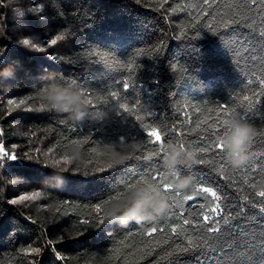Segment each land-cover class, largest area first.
<instances>
[{
  "label": "trees",
  "instance_id": "16d2710c",
  "mask_svg": "<svg viewBox=\"0 0 264 264\" xmlns=\"http://www.w3.org/2000/svg\"><path fill=\"white\" fill-rule=\"evenodd\" d=\"M209 2L0 0V264H219L214 252L197 247L208 235L203 216L211 220L215 207L210 194L191 187L170 193L173 208L152 222L121 225L109 217L127 185L165 174L153 126L167 125L172 140L182 133L194 151L221 140L220 122L233 114L264 126V39L257 34L264 10L245 9L224 30L222 17L232 20L226 5L239 0ZM58 35L64 39L51 45ZM26 37L48 47L26 48ZM55 86L79 92V113L52 110ZM40 143L59 161L42 158ZM221 155L208 153L206 163L181 173L224 193L226 213L238 212L245 197L249 204L264 199V141L239 171L217 168ZM23 193L33 198L19 200ZM246 226L264 233L250 215ZM153 227L164 231L154 233L156 251L148 256L144 234Z\"/></svg>",
  "mask_w": 264,
  "mask_h": 264
},
{
  "label": "snow or ice",
  "instance_id": "6c2138e0",
  "mask_svg": "<svg viewBox=\"0 0 264 264\" xmlns=\"http://www.w3.org/2000/svg\"><path fill=\"white\" fill-rule=\"evenodd\" d=\"M203 3L208 7H212V4L209 2V0H203ZM257 4L261 5L262 10H264V0H239V2L237 3L226 5L228 13L232 17V20L231 23H229L227 20H223L222 17L224 30L230 29L231 24L238 23L239 18L243 17L245 9L250 11ZM32 11H38V9L33 7ZM210 27H212L213 34L218 35L216 29L213 26ZM257 34L260 38L264 39V26L260 27ZM62 39H64V37L58 35L55 39H52L50 41V44L55 45L58 43V41ZM22 45L26 48L42 52L48 47V42H44L40 46H38L37 42H35L29 37H26L23 39ZM157 51L159 52L160 49H157ZM258 84L261 86L260 94L264 95V76L260 77ZM123 87L125 88V85H123ZM110 94L113 98L121 95L120 93L115 91H112ZM84 102L89 103V99L85 97ZM10 103L14 104L15 102L10 101ZM113 106L119 110L120 108H123V103L117 101V103ZM125 111L130 112L131 109L127 108ZM224 111H227V109H224ZM251 111L252 109L249 108V112ZM262 115H264V110H262ZM239 117L247 123L254 125L255 134L247 148L248 152L254 153L257 150L258 142L264 141V126L257 124V121L251 116L246 117V114L241 113L239 114ZM213 123H216V121H213ZM227 125L228 120L220 122L219 126L224 128L223 133H221L220 135L227 134ZM171 131L172 129H170L167 125L163 124L153 126L150 129L149 136L154 137L153 142L158 144V148L157 150H155L154 155L159 156L161 153H163L164 149L162 145L168 140H172V138H169V133ZM182 135V133H177L174 137V140L178 144L185 145L184 140L181 139ZM213 135H216V133L214 132ZM188 146L192 147L190 144ZM224 147L225 144L222 140H212V143L208 147L196 149L195 152L197 155V164L206 163L205 156L208 153H212L213 157L221 155L224 152ZM3 155L4 158L14 162V164H25L23 160L18 161L15 155H10L7 152H4ZM117 163H119V161H117ZM257 163H259L258 160ZM227 166V162L223 160L221 155V160L216 164V167L219 168L221 171H224L226 170ZM246 167H248L250 171H256V169L252 167L250 162L246 165ZM239 170L240 168L236 169V171ZM164 179H166V175L160 174L158 177L151 178V180L147 182V184L155 185L156 187L160 188L161 191L167 194L169 200L168 210L165 213V215H167L168 211H170L174 206L172 202V197L169 194L171 193L175 196H180L181 194L180 192L172 189L168 184H161L159 182L160 180ZM141 185H127L125 190L121 193V196L125 198L132 187ZM252 186L254 187L255 184H253ZM191 188L194 191H197L198 193L203 192L206 194H210V196L214 198L213 204L215 205V207L210 210L212 214L211 220H209L208 215L203 216V220L208 221L206 227V232L208 235L207 238H201V241L197 245V247L200 249L206 248L207 250L214 252L216 254V260L219 261V264H264V233H262L261 235H257L255 232L252 231L251 227L246 226L249 215L255 217L258 224H264V199L259 201V203L249 204L248 198L245 197L244 203L240 206V210L238 212H236L235 214H233L232 212L226 213L224 209L220 208V201L225 198L224 193H220L213 187L203 186L202 184L192 185ZM35 195L38 196L39 193ZM259 195L261 197H264V191H260ZM31 198L33 197L21 196L19 197V200L23 201ZM183 198L187 200H192L193 196L187 195ZM11 203L16 204L17 200L14 199L11 201ZM250 208L256 209V212H249ZM257 212L259 213V216H257ZM100 223L103 224V221H100ZM183 223L188 224L189 221L184 220ZM163 231V229L153 227L150 231L144 234L146 237H148V240L144 241V244L147 248L148 256H151L156 251V248L150 247L151 241L154 239V233ZM172 232L176 233L177 228L173 227ZM191 243L192 242L190 241L189 247L191 246ZM189 247L183 248L182 251H189Z\"/></svg>",
  "mask_w": 264,
  "mask_h": 264
},
{
  "label": "clouds",
  "instance_id": "9594fccd",
  "mask_svg": "<svg viewBox=\"0 0 264 264\" xmlns=\"http://www.w3.org/2000/svg\"><path fill=\"white\" fill-rule=\"evenodd\" d=\"M16 16V10L13 9ZM23 12L19 13V17ZM49 103L52 110L73 114L81 111L83 100L79 92L63 86L51 87ZM228 132L221 139L224 144V159L233 168H240L248 161V145L255 134V128L239 114L228 119ZM162 164L165 169L167 184L176 191L190 188L195 182L192 175L182 174L181 169L190 170L197 164V155L193 148L168 140L162 145ZM122 158V157H121ZM168 210V196L160 188L151 184L132 187L128 195L109 210V217L115 223L127 225L130 222H152L163 216Z\"/></svg>",
  "mask_w": 264,
  "mask_h": 264
},
{
  "label": "rangeland",
  "instance_id": "374dc122",
  "mask_svg": "<svg viewBox=\"0 0 264 264\" xmlns=\"http://www.w3.org/2000/svg\"><path fill=\"white\" fill-rule=\"evenodd\" d=\"M44 145H42L40 143V146H39V152L38 154H40V156H42V158H45V159H48L50 161H54V162H58V158L55 157L54 153L52 152L51 149H44ZM2 153V142L0 141V154ZM22 196H28L30 197L29 194L27 193H23Z\"/></svg>",
  "mask_w": 264,
  "mask_h": 264
}]
</instances>
